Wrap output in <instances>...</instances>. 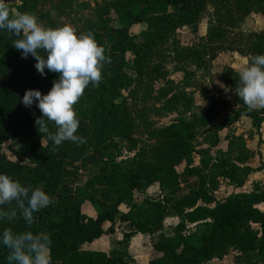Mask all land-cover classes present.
I'll return each mask as SVG.
<instances>
[{
	"label": "trees",
	"instance_id": "obj_1",
	"mask_svg": "<svg viewBox=\"0 0 264 264\" xmlns=\"http://www.w3.org/2000/svg\"><path fill=\"white\" fill-rule=\"evenodd\" d=\"M215 1L226 8L227 13L236 15L237 18L246 17L252 10H260L264 15V0ZM39 2L40 0H22L18 10L33 15ZM161 4L170 11L147 17L146 10ZM8 7L10 9V6ZM203 7V0H113L109 6L113 18L99 19L85 34L90 33L101 48L104 40L114 39L120 52H130L133 59L130 64L124 62L122 57L120 61L113 63L114 67L110 73H117L112 76L111 84L106 81L109 71L101 66L99 84L94 87L90 83L73 106L79 120L76 135L81 140L64 141L55 149L52 142L36 129L35 119L41 113L35 102L30 108H26L20 100L25 91L30 89L47 94L58 73L45 69L42 76L34 67L36 60L30 54L27 58H22L20 50L12 46L13 40L20 37L0 31V173L19 181L23 186L40 187L50 197L49 205L33 214L34 221L31 225H28L22 216L20 220L0 218V231H31L37 237H46L50 264H127L121 257L113 258L102 252L83 250L81 247L85 243L95 241L104 233H113L126 225L133 230L130 234L151 237L161 233L167 218L166 211L171 209L179 223L174 228L173 236L162 235L158 241L151 244L158 256L147 264H201L212 258H223L231 248L249 260L264 263V212L258 209V205L264 203V185H255L250 193H233L210 208L197 206L198 200L204 203L214 202L202 189L203 170L208 168L209 162L206 163L203 159V168L190 167L192 154L195 152V135L199 129L208 126V112L150 132L154 143L149 151H142L129 169L114 171L103 181L102 186L108 193L114 194L116 200L106 203L90 198L97 211L95 228L91 229L82 222L80 205L73 201L72 194L62 192L66 180L65 172L76 171L81 160L90 159L93 153L102 152L109 144L107 142L100 149L93 151L88 148L86 134L93 118L103 113L101 122L110 123L113 137L124 138L133 143L124 105L115 103L113 99L122 68H129L137 77L142 76L144 65L154 54V45L159 39V34L169 31L175 24L193 23ZM140 24L145 25V31L133 35L131 27ZM251 36L253 40L247 42V52L254 56L264 54V29ZM38 51L41 55L44 54L42 50ZM223 78L233 90V102L238 107V115L249 118L252 126L259 129L264 123V108L249 110L239 99L236 95L239 79L234 70L226 68ZM180 99L179 95H174L165 103L175 104ZM182 100L186 102L185 99ZM105 103L104 110L96 107L97 104L101 107ZM49 129L54 132L55 126L49 124ZM99 131L110 142L111 139L106 136L105 131L102 128H99ZM235 140L237 142H230L228 150L221 155L225 161L219 165L211 164L210 167L239 188L244 185L248 176L246 169L229 165L226 159L237 156L235 160H242L244 156L247 157V149L241 140ZM6 141H20L19 154L29 165L10 160L2 154L1 145ZM217 143L216 137L212 144ZM236 148V155L232 154ZM197 152L208 154L206 150ZM179 163H185L187 174L198 179L197 191L178 193L180 189L174 169ZM114 166L109 164L100 171L113 170ZM238 173H241L242 177H239ZM155 184L163 193L161 198H144L140 203L137 202L138 196ZM0 207L5 212L12 209L19 211L14 202ZM200 221L202 229L199 233L192 236L183 234L185 222ZM39 226L49 230L50 234L39 233ZM10 252V249L0 245V264H3L4 258Z\"/></svg>",
	"mask_w": 264,
	"mask_h": 264
},
{
	"label": "rangeland",
	"instance_id": "obj_2",
	"mask_svg": "<svg viewBox=\"0 0 264 264\" xmlns=\"http://www.w3.org/2000/svg\"><path fill=\"white\" fill-rule=\"evenodd\" d=\"M113 0H40L33 16L38 23L46 28H57L63 25H70L75 29L77 35L87 33L99 19L113 18L109 9ZM204 7L200 14L191 24H175L169 31L159 34V39L154 45V54L148 63L144 65L142 76L125 67L120 72V79L114 89V102L124 105L127 115L133 143L127 142L124 138L108 135L102 123V115L92 119L88 125L91 129L102 128L110 142L101 134L103 141L109 143L100 153H96V160L90 163L91 170L77 168L76 171L67 170L65 173V184L62 192L71 193L73 200L80 205L81 219L89 228H95L96 207L90 198L107 202L116 200V197L101 193L103 199H96L89 195V189L101 188L103 181L109 175L121 169L127 170L131 163L141 155L142 151H149L154 140L150 138L152 130L168 126L180 120H191L193 115L209 113V123L205 128L199 129L195 135L194 149L190 167L203 168V159L208 168H204V190L207 197L213 203H204L198 200L197 206L213 207L215 203L225 200L229 195L237 191V186L223 178L218 171L210 167L211 164L225 161L222 153L226 152L230 142L235 138L241 140L247 149V157L240 159L233 156L226 159L229 165H236L246 169L248 175L242 192H251L255 185H264V123L260 128H254L252 121L247 117L238 115V107L233 102V90L225 82L223 73L226 68L232 70L236 65L249 63L254 57L248 51L247 42L253 40L252 34H259L264 29V15L259 11L252 10L246 17L227 13V9L220 6L215 0H203ZM22 0H7L10 6L11 15L19 12L18 7ZM164 5L146 10L148 16L168 13ZM54 13V14H53ZM145 31V25L131 27L133 35H139ZM104 60L101 62L108 72L106 81L111 84V78L117 72H111L113 63L122 59L130 64L133 55L130 52L122 54L114 39L103 42ZM223 85L224 87H221ZM180 96L178 103H165L172 96ZM182 99H185L186 102ZM106 103L98 109L104 110ZM259 109V108H257ZM217 137L218 143L212 142ZM102 141V142H103ZM237 142V141H236ZM20 141H6L1 145V152L8 159L29 165V162L19 154ZM236 150H233L232 154ZM206 150L205 154L197 151ZM245 151V150H244ZM146 160V159H145ZM151 160V159H149ZM113 164L114 169L101 172L100 169ZM215 165V164H214ZM120 166V167H118ZM251 167L259 173H251ZM211 168V169H210ZM228 167H224L227 169ZM250 169V171H249ZM179 194L197 191L199 182L193 175L187 174L185 163L175 166ZM249 171V173H248ZM106 175V176H105ZM242 177L241 173H238ZM153 186V185H152ZM105 193V194H104ZM108 195L109 194L107 193ZM158 185L150 188V192L138 196L137 202L142 199L158 198L162 196ZM106 202V203H107ZM264 212V203L258 206ZM122 211L124 209L122 208ZM167 218L164 220V229L151 237L142 234H130L133 230L128 225L116 229L113 233H104L91 243L82 245L83 250L98 251L110 257H121L127 264H147L149 260L158 256L152 249L151 244L163 236H173L174 228L178 225L179 219L174 216L171 209L166 211ZM20 212L12 218L20 220ZM2 219V218H1ZM8 218L5 217L4 220ZM202 229V222H185L183 234L192 236ZM41 234L49 235L50 231L38 227ZM3 264H16L12 259L11 252L4 258ZM201 264H264L257 263L243 257L234 249L220 259L212 258Z\"/></svg>",
	"mask_w": 264,
	"mask_h": 264
},
{
	"label": "clouds",
	"instance_id": "obj_3",
	"mask_svg": "<svg viewBox=\"0 0 264 264\" xmlns=\"http://www.w3.org/2000/svg\"><path fill=\"white\" fill-rule=\"evenodd\" d=\"M0 31L20 37L13 40L12 46L20 50L22 58L30 54L42 76L45 69L58 73L47 94L30 89L20 100L26 108L35 102L39 109L41 115L35 119L37 131L52 142L54 149L64 141L79 142L81 138L76 135L79 120L73 106L90 83L94 87L99 84L101 62L105 59L103 49L90 33L77 35L70 25L46 28L27 12L10 15L7 0H0ZM234 71L239 79L236 87L239 99L249 110L264 108V54L252 57L250 63L236 65ZM49 124L55 126L54 132L50 131ZM13 202L24 221L31 225L33 214L48 206L50 197L40 187L23 186L0 173V206ZM16 215V209L5 212L0 207V218L12 219ZM46 241V237H37L31 231H0V245L11 250L16 264H50Z\"/></svg>",
	"mask_w": 264,
	"mask_h": 264
},
{
	"label": "crops",
	"instance_id": "obj_4",
	"mask_svg": "<svg viewBox=\"0 0 264 264\" xmlns=\"http://www.w3.org/2000/svg\"><path fill=\"white\" fill-rule=\"evenodd\" d=\"M102 125L103 126H105L106 127V130H107V132H108V135L110 136V137H112V140L114 139V137H113V133H112V128H111V125H110V123L108 122V121H106V122H104V123H102ZM103 141V138H102V136H101V134H100V132L98 131V128H96L95 127V129H91L90 130V132L87 130V134H86V144H87V146H88V148L91 150V151H93V150H95V149H100L101 147H103L104 145H105V143L106 142H102ZM96 160V153H93L92 155H91V157H90V159H88V160H81L79 163H78V166H77V168H79V169H84V170H91V171H93L94 170V168H92V167H90V163L91 162H94ZM120 167V166H119ZM122 171H124L123 169H121ZM251 173H259V172H256L252 167H251ZM66 174V173H65ZM154 186V185H153ZM153 186H151V187H149L146 191H145V193L146 192H150V188H152ZM244 186V185H243ZM243 186H241V187H239V188H237V191H235V193H249V192H242V190H243ZM89 195L92 197V196H94L96 199H98V198H101V199H103L104 198V196L102 197V195H101V193L100 192H98V191H104L105 193H106V195L107 196H109L110 197V199H111V197L112 198H114L115 197V195H114V197H113V194H112V196L111 195H108L107 193V191H106V189L103 187V186H101V188H99V189H97V190H94L93 188H90L89 190ZM252 192V191H251ZM104 193V194H105ZM110 194V193H109ZM145 198H147V197H145ZM159 198H161V197H158V198H156V199H154V198H149V199H151V200H157V199H159ZM74 201V200H73ZM106 202H107V200H105ZM115 200H113V201H111L110 202V200L107 202V203H113ZM76 202V201H75ZM77 203V202H76ZM259 206V205H258ZM82 220V219H81ZM82 222H84V220H82ZM85 223V222H84ZM128 225H126V227H127ZM44 234V233H43ZM46 235V234H45Z\"/></svg>",
	"mask_w": 264,
	"mask_h": 264
}]
</instances>
